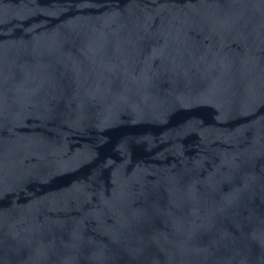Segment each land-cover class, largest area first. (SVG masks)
<instances>
[{"label":"water","instance_id":"1","mask_svg":"<svg viewBox=\"0 0 264 264\" xmlns=\"http://www.w3.org/2000/svg\"><path fill=\"white\" fill-rule=\"evenodd\" d=\"M0 264H264V0H0Z\"/></svg>","mask_w":264,"mask_h":264}]
</instances>
